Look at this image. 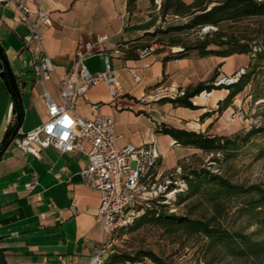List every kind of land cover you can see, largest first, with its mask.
Masks as SVG:
<instances>
[{"label":"crops","instance_id":"1","mask_svg":"<svg viewBox=\"0 0 264 264\" xmlns=\"http://www.w3.org/2000/svg\"><path fill=\"white\" fill-rule=\"evenodd\" d=\"M18 1L32 11L42 9L50 14V23L43 24L40 31L42 47L54 64L46 85L56 100H60L61 82L74 66L78 45L94 41L99 34L106 36L96 44L99 52L86 63L92 72H99L103 69L102 53H112V66L125 94L112 99L107 84L100 82L85 96L77 97L73 108L89 118L91 104L100 103V112L111 115L116 133L123 135L119 145L155 140L164 156L163 166L171 168L200 148L176 143L171 135L159 131L162 124L209 136L220 135L227 126L234 103L217 110L229 93L225 86L191 97L198 106L195 109L169 100L213 77H231L242 67L246 54L200 56L191 49L182 58L170 57L202 34L189 42L177 36L197 29L156 31L182 25L192 15L163 14V0H135L131 5L129 0L0 1V45L19 85L23 132L41 125L48 118V109L43 86L32 69V54L24 47L30 29L17 8ZM210 1L209 6L220 0ZM225 22L234 25L239 21L220 25ZM158 36L172 41L139 57L137 49L152 44ZM116 48L121 52L115 54ZM133 70L140 81L134 79ZM13 107L12 92L0 77V146L8 126L19 120ZM85 148L90 145L85 143ZM88 162V156L78 150L62 152L48 147L35 156L15 142L5 148L0 158V250L6 264H91L106 233L96 219L100 193L86 185L80 174ZM34 181L37 183L32 186Z\"/></svg>","mask_w":264,"mask_h":264},{"label":"built area","instance_id":"2","mask_svg":"<svg viewBox=\"0 0 264 264\" xmlns=\"http://www.w3.org/2000/svg\"><path fill=\"white\" fill-rule=\"evenodd\" d=\"M12 1V0H0ZM30 32L24 36V47L32 54V69L36 79L44 89L48 118L36 128L23 132L21 128L14 141L25 152L35 156L42 149L55 147L62 152H84L89 162L80 174L89 187L100 193V204L96 219L103 226L106 237L96 248L91 264H102L114 241V236L122 227L148 208L164 209L176 213L175 206L179 193L187 188L182 165L176 164L171 169L163 166L164 156L155 140L140 145L127 142L119 145L123 137L117 134L111 115L100 112L101 104H91V117L84 118L74 111V100L85 96L88 90L100 82H105L112 99L125 94L124 87L112 66V53H102L103 69L92 72L86 60L99 51L96 44L102 43L106 36L99 34L94 41L78 45L76 60L68 76L61 82L60 100H56L47 88L46 82L52 77L54 64L42 47L41 27L50 23V14L42 9L32 11L22 1L17 2ZM216 29L203 26V33ZM159 49V44L137 49L139 57H145ZM121 51L115 49L114 53ZM241 68L232 77L223 76L213 83L231 84L238 81ZM134 79L141 77L133 70ZM180 91L178 96H182ZM85 143L90 145L85 148ZM37 181L32 184L35 185Z\"/></svg>","mask_w":264,"mask_h":264},{"label":"rangeland","instance_id":"3","mask_svg":"<svg viewBox=\"0 0 264 264\" xmlns=\"http://www.w3.org/2000/svg\"><path fill=\"white\" fill-rule=\"evenodd\" d=\"M197 30L184 31L177 37L192 42L203 35L202 27ZM220 31L224 37L233 35L238 40L252 44L264 42V16L242 19L234 25L225 22L220 25ZM169 41H172L171 38L158 36L154 38L153 43H158L159 48H162ZM241 68L250 73V81L234 97L232 110L226 119L227 126L223 127L220 135H215L225 140L224 149L214 152L200 149L195 154L179 159L177 164L182 165L184 172L188 174L193 170L206 169L232 184L243 187L245 191L229 199L223 198L224 210L221 216H218L211 201L203 193L176 203V214L205 220L216 215L218 225L222 229L263 241L264 211L260 209V212L254 214L244 207V201L247 197H258L260 192L264 191V61L258 62L256 56L247 53L243 58L242 67L238 70ZM220 85L227 87L229 84ZM251 189V192H247ZM141 250H151L171 264H264V257L258 258L252 254L237 252L236 244L212 246L203 235L171 232L151 223L137 229L128 227L117 231L105 261L107 263L108 256L115 252L134 254ZM118 264L151 262L144 258L140 263Z\"/></svg>","mask_w":264,"mask_h":264},{"label":"trees","instance_id":"4","mask_svg":"<svg viewBox=\"0 0 264 264\" xmlns=\"http://www.w3.org/2000/svg\"><path fill=\"white\" fill-rule=\"evenodd\" d=\"M135 0H129L131 5ZM210 0H193L191 4L184 0H163L162 12L167 14L172 12L174 14L192 15V17L184 24L170 27L167 29H159L156 32H169L171 30L197 29L203 26H214L216 29L209 30L203 33L202 38L191 44H185L183 47L170 57L182 58L188 54V51L197 50L200 56L220 55L229 56L234 53H251L256 56L259 61H264V42L252 44L248 42H241L235 37H226L220 31V24L224 21L238 22L242 19L264 16V0H220L217 3L209 6ZM216 45V48L209 47ZM214 77L206 83H200L195 87L186 90L182 96L169 98L174 104L185 106L189 108H198L191 101V97L200 94L203 91H211L213 88H221L223 85H215ZM250 81V73H243L240 75L238 81L229 84L227 88L229 93L219 103L218 111L228 107L234 97L241 92ZM9 87V86H8ZM10 91L11 88L9 87ZM12 92V91H11ZM13 96V95H12ZM14 98V97H13ZM14 113L20 115V120L23 117V107L18 105L14 99ZM19 120H16L12 125H9L2 140V144L6 143L12 135V132L18 127ZM21 128V126L19 127ZM160 132L171 135L176 143L183 146H192L200 148L207 152L221 151L225 147V140L218 136H209L201 132L189 131L185 129H178L172 126L162 124L159 129ZM18 134H16L17 136ZM5 148L0 153V158L3 155ZM187 188L185 191L179 193L177 203L183 202L192 196L203 193L208 198L218 216L223 214V198H231L235 194H240L245 189L239 185L232 184L220 175L214 174L206 169L193 170L190 174L185 173ZM247 190V192H251ZM244 207L252 213L264 211V191L260 192L258 197H247L244 201ZM218 216L214 215L209 219L191 218L186 215H178L171 213L164 209L148 208L139 216H137L132 223L122 227L137 229L145 224L151 223L164 227L171 232H183L187 235L200 234L207 238L209 245L236 244L237 252L241 254H252L255 257H264V240H253L249 237H242L236 233H231L222 229L218 221ZM262 224L264 225V215L262 217ZM121 228V229H122ZM239 244V245H238ZM104 258L102 264H118V263H140L144 258H148L151 264H171L161 256L157 255L151 250L138 251L134 254H123L119 252L112 253Z\"/></svg>","mask_w":264,"mask_h":264},{"label":"water","instance_id":"5","mask_svg":"<svg viewBox=\"0 0 264 264\" xmlns=\"http://www.w3.org/2000/svg\"><path fill=\"white\" fill-rule=\"evenodd\" d=\"M0 77L6 82V84L11 88L12 91V95L15 99V102L18 105H22V99H21V93H20V89H19V85L18 82L16 80L15 74L10 66L9 61L7 60L2 47L0 45ZM22 125V121L20 120V115H19V123H18V127H16L14 129V131L12 132L11 137L9 138V140L4 143L3 145L0 146V153L2 151L3 148H6L9 146V144H11L15 137L16 134L18 133L19 127ZM0 264H6L5 263V259L4 256L0 250Z\"/></svg>","mask_w":264,"mask_h":264}]
</instances>
